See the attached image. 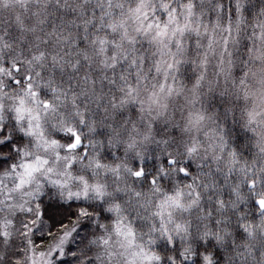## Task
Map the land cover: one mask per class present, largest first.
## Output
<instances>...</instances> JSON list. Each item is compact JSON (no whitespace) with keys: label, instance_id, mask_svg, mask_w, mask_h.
Masks as SVG:
<instances>
[{"label":"snow or ice","instance_id":"1","mask_svg":"<svg viewBox=\"0 0 264 264\" xmlns=\"http://www.w3.org/2000/svg\"><path fill=\"white\" fill-rule=\"evenodd\" d=\"M0 264H264V0H0Z\"/></svg>","mask_w":264,"mask_h":264}]
</instances>
